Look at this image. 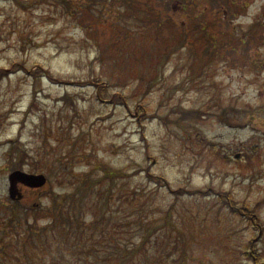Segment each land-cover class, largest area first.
<instances>
[{
    "label": "rangeland",
    "instance_id": "374dc122",
    "mask_svg": "<svg viewBox=\"0 0 264 264\" xmlns=\"http://www.w3.org/2000/svg\"><path fill=\"white\" fill-rule=\"evenodd\" d=\"M84 1L0 0V251L9 250L14 260L3 264H19L15 259L22 251L13 244L28 229L24 221L33 224L32 234L49 225L48 218L33 223L21 209L23 222L14 228L9 225L7 210L14 204L8 198L7 176L14 168L8 151L15 138L25 144L28 154L22 170L30 171L35 160L41 161L34 173H44L49 180L38 196L30 193L21 206H50L51 193L73 192L75 176L98 179L103 176L102 165L115 173L137 172L115 180L113 190L118 198L136 189V205L116 200L106 214L108 220L101 218V211L97 217L83 213L81 224L95 227L92 239L100 241L81 247L84 264H110L111 258L123 254L117 244L126 251L142 242L147 244L139 255L143 261L151 259L148 264H251L250 255L256 258V250V259L264 260V239L251 254L240 253L250 240L251 233L244 228L250 219L264 225V0H237L244 12L230 4L228 14L225 0H140L142 10L154 5L155 11L169 15L183 35L189 34L185 30L192 24L189 13L199 15L204 9L209 15L202 16L206 28H197L203 39L192 43V36L183 40L164 22L152 19L141 50L126 51L124 61L113 59V46L123 43L110 41L119 37L100 25L113 16L114 1L95 0L91 10L78 15ZM95 14L99 24L90 27ZM129 15L127 23L135 22ZM131 30L134 43L138 35ZM151 47L161 51L162 60L170 47L173 58L160 68L154 63L149 67ZM138 58L142 64L135 65ZM155 68V86L148 95L135 91L137 80L126 87H109L97 97L96 83H116L117 77L111 76L118 69L121 82L129 83L141 74L150 79ZM32 84L37 97L24 116ZM112 95L125 96L130 111ZM136 108L143 110L141 115ZM190 110L200 114L183 113ZM258 143L253 158L261 162H256L258 173L252 178V172L239 170L246 158L240 163L232 158ZM212 144L223 148L227 162L216 161L208 147ZM159 176L164 180L161 186L150 182ZM207 186L215 191L192 196L191 190L183 192ZM106 187L105 182L97 185L92 198L101 196ZM205 194L209 197L201 198ZM242 206L254 210L255 218L246 214L231 218L226 213H243ZM41 249L45 251L40 254L30 252L26 264H51L65 254L59 253V244L46 248L45 241Z\"/></svg>",
    "mask_w": 264,
    "mask_h": 264
},
{
    "label": "trees",
    "instance_id": "16d2710c",
    "mask_svg": "<svg viewBox=\"0 0 264 264\" xmlns=\"http://www.w3.org/2000/svg\"><path fill=\"white\" fill-rule=\"evenodd\" d=\"M205 13V12H202ZM201 13V14H202ZM196 27H199L198 25ZM197 29V28H196ZM154 76L148 80L140 78L144 83L139 84V91L143 90V95H146L150 92L151 88L155 86L154 81L156 80V75L158 74L157 70L154 69ZM143 85V86H142ZM109 86V85H108ZM142 86V87H141ZM107 87V86H106ZM155 117V115L153 116ZM9 155L13 159L11 160L12 165H18L23 162V159L26 158L27 154L22 147V144L19 141L11 142V148L9 149ZM18 160V163H17ZM39 161L35 162V165L32 166V169H39ZM100 165V164H99ZM64 170V168L61 167ZM100 171L103 173V176H100L98 179L92 178H82L75 176L72 183L75 184V189L73 192L68 194L61 195H52L51 204L45 208H36V209H26L25 214L28 216V213L33 218V223L38 219L48 218L49 225L43 227L39 230H35L33 234L31 233V227L27 224L26 221H19L20 217L17 212V208L14 206L12 210L8 211L9 215V225L14 228L16 223L23 222L26 223L27 230H23L22 233L17 235V239L13 244L15 250H21L22 253L17 258V262L20 264H26L27 257H30V252L43 253L45 250L41 249L42 243L45 241L46 248L51 247L52 244H59V253L64 252L63 256L59 258L52 259L51 264H84L81 255L84 252V249L81 251V247H91L94 245L96 240H93V227L89 224H81V218L83 213L91 212L94 217H97L101 211V218L108 220L106 214L110 212V206L117 202L116 200L124 199L129 207L136 205L137 201V190L131 188L127 190L124 194H121V197L114 198L113 190L115 188V180L118 178H130L133 174H120L115 173L113 170L109 169L107 166L102 165ZM137 173V172H136ZM155 181V183H160V178L155 177V179L150 180ZM106 183L107 187L104 189V193L98 198L93 196V191L98 185L99 188L102 187V183ZM100 206H104V209H100ZM95 212V213H94ZM51 219V220H50ZM135 223L139 222L138 218H135ZM18 224V225H19ZM17 226V225H16ZM15 226V227H16ZM123 226L122 222L119 225ZM100 235H105L103 230H100ZM143 245L145 242H142ZM100 245V241L95 243V246ZM142 244L138 247L132 249L121 250L119 244L117 248L120 249L123 254L119 255L121 258H111L110 264H139L141 263L142 257L140 258L139 254H143L141 250ZM75 249V251H73ZM140 251V252H139ZM10 251L7 250L5 258L7 261L11 260ZM124 253H127L128 256H124ZM127 258V259H126ZM19 259L21 262H19ZM31 262H34L32 260ZM35 264H40V262L35 261ZM94 264H99L95 263Z\"/></svg>",
    "mask_w": 264,
    "mask_h": 264
},
{
    "label": "water",
    "instance_id": "95a60500",
    "mask_svg": "<svg viewBox=\"0 0 264 264\" xmlns=\"http://www.w3.org/2000/svg\"><path fill=\"white\" fill-rule=\"evenodd\" d=\"M17 182H21L29 187H40L45 183V177L43 175L26 174L21 171L12 172L9 175V194L11 198H14L16 195H18V198L21 197L16 189Z\"/></svg>",
    "mask_w": 264,
    "mask_h": 264
},
{
    "label": "flooded vegetation",
    "instance_id": "af4514ba",
    "mask_svg": "<svg viewBox=\"0 0 264 264\" xmlns=\"http://www.w3.org/2000/svg\"><path fill=\"white\" fill-rule=\"evenodd\" d=\"M262 234H263V231L260 230L258 235L255 236L254 238H252V240H253L252 242H256L257 240H259L261 238Z\"/></svg>",
    "mask_w": 264,
    "mask_h": 264
}]
</instances>
